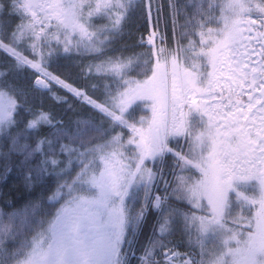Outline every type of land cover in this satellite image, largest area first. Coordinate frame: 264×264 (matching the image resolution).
Listing matches in <instances>:
<instances>
[{"label": "snow or ice", "instance_id": "6c2138e0", "mask_svg": "<svg viewBox=\"0 0 264 264\" xmlns=\"http://www.w3.org/2000/svg\"><path fill=\"white\" fill-rule=\"evenodd\" d=\"M163 7L162 0H11L18 22L10 34L0 28V52L10 58L0 70V159L10 172L11 157L21 156L27 185L55 176L47 201L59 207L33 201L0 211V264H264V0H169L174 47L159 31ZM137 14L150 27L138 40L146 50L107 55ZM72 53L100 57L81 71L105 78L90 85L103 98L49 71ZM26 69L35 73L30 87L8 79ZM57 87L100 121L90 116L71 127L29 108L31 92L67 102ZM141 106L150 114L137 120ZM45 127L52 131L42 134ZM161 183L164 194L153 195ZM150 211L152 235L137 256ZM177 230L187 251L170 239Z\"/></svg>", "mask_w": 264, "mask_h": 264}, {"label": "trees", "instance_id": "16d2710c", "mask_svg": "<svg viewBox=\"0 0 264 264\" xmlns=\"http://www.w3.org/2000/svg\"><path fill=\"white\" fill-rule=\"evenodd\" d=\"M165 5L169 2V0H162ZM179 3H183L184 0H178ZM11 0H0V4L4 5V9L0 12V28L6 29V31L10 34L16 23L18 22V17L15 15H10L9 12L11 9L9 5ZM167 15V37H168V46L174 47V42L172 38V25L170 21V17H168L169 12L166 11ZM181 24H183L184 20L181 16L179 18ZM106 21H97V23H105ZM149 34L148 24L145 20L139 15L132 16L124 24V34L121 38H119L113 46H111L107 55L109 56H128L133 52L145 51V47H140L138 44L139 37L141 35L147 36ZM7 42V41H5ZM27 43V42H26ZM24 55L32 58L29 50L24 51ZM100 57H95L91 55H77L72 53L70 55H61L54 62L51 63L49 67V71L54 72L57 75H60L61 78H67L70 83H73L76 87H83L85 85H89L86 88V91L90 95H93V98L102 97V89L97 92H93L90 85L92 83H103L105 78L96 77V76H85L82 73V69L86 68V66L94 61H98ZM7 62H10V58L6 57L2 52H0V70H5L4 67ZM35 73L32 70L26 69L15 76H9L8 79L12 80L18 85L24 87H30L33 83ZM55 91H58L60 95L65 96L67 98V102H58L53 99L51 94L47 92H31L28 97V106L35 113H39L41 111L47 112L53 118V122L61 121L66 126L75 127V122L78 119H86L88 117H94L96 122H99L101 116L94 112L93 109L84 103H81L79 100L75 99L64 90L55 88ZM140 116H143L142 112L138 111L136 113V119L138 120ZM20 117H17L19 119ZM31 115H24L23 119L28 120L32 119ZM23 127V125H21ZM105 127H107V122H105ZM15 131V129H13ZM50 128H43L42 134H47L51 132ZM116 132H120V128L115 129ZM124 139L128 138L127 130H123ZM37 136L33 133L30 134L28 143L34 145ZM22 143L24 141H21ZM63 143H68L65 139L62 141ZM94 143L97 141H93ZM3 151H7V142H4ZM58 158L61 160H65L66 157L63 154H59L58 146H57ZM42 157L37 155L32 161L31 166H35L39 162ZM21 156L13 155L11 157V167L10 172H5V162L0 159V211L3 213H12L22 211L26 206L33 201H40L45 210L52 211L54 207H59V204H55L54 206L49 205L47 201V197L52 194V192L56 188L57 178L55 176H48L43 181L35 182L31 185H27L25 181L24 173L27 171L24 169L23 171L19 167V160H21ZM76 169L74 168L71 172V175L75 174ZM66 178H71L66 177ZM202 214V213H201ZM6 220V218H5ZM156 219L152 222H149L148 225L141 233V244L145 245L148 241V238L152 235L153 226L155 224ZM178 238H180L184 242V249H187L185 240L186 237L180 232L178 234Z\"/></svg>", "mask_w": 264, "mask_h": 264}, {"label": "flooded vegetation", "instance_id": "af4514ba", "mask_svg": "<svg viewBox=\"0 0 264 264\" xmlns=\"http://www.w3.org/2000/svg\"><path fill=\"white\" fill-rule=\"evenodd\" d=\"M171 146V145H170ZM187 150V148L185 149ZM167 163H168V167L171 168V165H172V157L169 156L167 157ZM149 167H152V164H149L148 165ZM167 179L169 181L172 180V176L170 174H167ZM169 191H171V187L169 188ZM152 194L153 195H163L164 194V186H163V183H161L159 185V188H154L153 191H152ZM141 196H143V193L141 194ZM171 203L173 204H177V206L181 207V208H188L189 205H187L186 203H183V202H177L175 200H172ZM156 216H157V213L155 211H150L149 214H148V217L144 223V227H143V230L145 229V227L148 225L149 222H152L154 219H156ZM180 233L179 230H177V232L175 233V235H173L172 237H170V239H172L174 241V243L177 242V240L179 239L178 238V234ZM144 245H141L140 248L137 247V249H141L143 248Z\"/></svg>", "mask_w": 264, "mask_h": 264}, {"label": "rangeland", "instance_id": "374dc122", "mask_svg": "<svg viewBox=\"0 0 264 264\" xmlns=\"http://www.w3.org/2000/svg\"><path fill=\"white\" fill-rule=\"evenodd\" d=\"M160 32H162V30H160ZM163 33V32H162ZM140 112H142L143 115H149L150 113H148L146 110L143 109V107L141 106V110H139ZM127 130V129H126ZM128 132V136H129V131L127 130Z\"/></svg>", "mask_w": 264, "mask_h": 264}]
</instances>
